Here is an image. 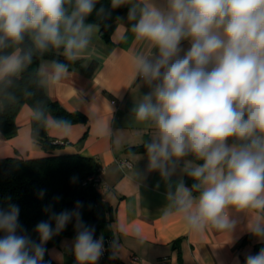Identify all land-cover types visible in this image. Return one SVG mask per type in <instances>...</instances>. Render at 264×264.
I'll return each mask as SVG.
<instances>
[{
    "label": "clouds",
    "instance_id": "1",
    "mask_svg": "<svg viewBox=\"0 0 264 264\" xmlns=\"http://www.w3.org/2000/svg\"><path fill=\"white\" fill-rule=\"evenodd\" d=\"M98 2L0 0V109L19 102L16 89L38 57L64 58L36 69L41 86L65 80V61L81 58L98 31L88 18L127 6L125 29L144 45L132 57L133 80L148 91L132 114L154 129L143 144L147 170L169 181L179 169L193 181L168 184L165 218L182 217L194 233L211 227L231 236L240 224L231 213L243 212L246 231L262 245L244 264H264V0H109L97 8ZM22 91L25 98L33 95L26 86ZM29 118L61 137L73 132L70 120L40 104L30 107ZM111 119L102 133L111 135ZM7 200L0 203V264H44L45 245L72 222L77 264H97L104 238H95L94 226L83 221L82 202L59 213L47 205L48 219L34 228L36 242L25 234L19 205ZM131 233L144 242L139 227ZM110 247L115 258L119 244L113 240Z\"/></svg>",
    "mask_w": 264,
    "mask_h": 264
},
{
    "label": "crops",
    "instance_id": "2",
    "mask_svg": "<svg viewBox=\"0 0 264 264\" xmlns=\"http://www.w3.org/2000/svg\"><path fill=\"white\" fill-rule=\"evenodd\" d=\"M127 13L109 27V41L102 38L98 26L91 44L79 58L81 66L69 68L67 78L60 84L44 86L50 98L67 110L87 116V122L72 123L71 136L61 137L47 128L48 134L60 142L55 152L77 153L97 161L98 189L104 195L106 207L112 209L108 233L119 244L116 253L119 263L133 264L130 256L137 254L141 257L140 264H237V260L244 264L246 254H255V245L260 243L252 236L245 240L250 235L246 231L245 213H231L240 220L231 236L211 227L203 233H194L182 217L165 218L168 184L174 185L185 175L177 169L165 181L159 172L147 170L143 144L154 129L132 114L140 96L148 91L133 80L132 57L143 51L144 45L126 31L130 28ZM187 46L185 42L184 47ZM93 59L99 61V67L89 75L85 68ZM50 60L44 59L40 65ZM76 91L83 103L79 102ZM30 107V103H25L18 113L19 128L15 135L6 137L0 132V158L34 159L50 154L32 137ZM111 115L112 133L107 135L100 128ZM134 227L142 230L143 243L132 235ZM73 239L63 236L57 245L49 248L48 253L56 263L77 264L71 251Z\"/></svg>",
    "mask_w": 264,
    "mask_h": 264
},
{
    "label": "trees",
    "instance_id": "3",
    "mask_svg": "<svg viewBox=\"0 0 264 264\" xmlns=\"http://www.w3.org/2000/svg\"><path fill=\"white\" fill-rule=\"evenodd\" d=\"M109 0H99L97 8L101 5L107 7ZM128 11V7H120L111 10V14L105 18L98 19L93 13L88 18L89 23H96L100 28L103 39L109 41V27ZM59 59L64 62L62 56L48 53L38 57L36 61L23 73L16 89L19 102L11 106L0 109V132L6 137H11L18 131L19 125L17 115L25 103H30L32 107L37 104L42 105L53 116L66 118L73 122H87V116L81 112L67 110L59 102L53 100L48 95L44 86L39 84L35 76L36 69L44 59ZM69 68L81 66L82 59L75 62L65 61ZM99 67V61L93 59L85 68L89 75H93ZM27 87L33 95L25 98L22 89ZM2 102V101H0ZM39 132L38 135L34 133ZM32 137L42 148L50 153L47 156L22 159L18 157L0 158V203L6 204L7 198L11 197V203L19 205L20 223L26 229V233L32 240L39 242L38 234L34 231L35 225L48 219V213L44 211L47 205H52L55 212L59 213L64 209H72L77 201L83 203L80 209L83 221L95 228V238L103 236L109 237L108 223L112 220V209L107 208L104 202V195L92 181L87 178L97 174L99 166L96 160L84 157L77 153H56L60 142L56 141L48 134V129L38 122L32 121ZM73 177H76L73 181ZM184 182L191 186L193 181L184 176ZM44 190L43 198L38 196V192ZM54 197H60L58 201ZM74 222L69 223L66 229L59 235L54 236L47 242L45 247L57 245L63 236L75 237ZM54 226V224H53ZM248 235L245 240L249 239ZM262 245H255V252L259 251ZM111 250V247H109ZM119 258L116 255V262ZM44 264H58L49 255L48 251L44 257Z\"/></svg>",
    "mask_w": 264,
    "mask_h": 264
},
{
    "label": "built area",
    "instance_id": "4",
    "mask_svg": "<svg viewBox=\"0 0 264 264\" xmlns=\"http://www.w3.org/2000/svg\"><path fill=\"white\" fill-rule=\"evenodd\" d=\"M87 180L88 181H92L96 186H98V183H99L98 173L88 177ZM99 237H101V235L98 236L97 238H99ZM111 243H112L111 237L104 238V248H105V250H104L102 256L100 257V264H121L119 262H116V256H115V258H112L113 257V252L109 250V247H110ZM130 262L133 263V264H140L141 257L139 255H137V254H132L130 256Z\"/></svg>",
    "mask_w": 264,
    "mask_h": 264
}]
</instances>
